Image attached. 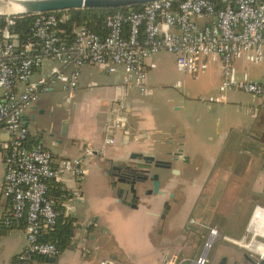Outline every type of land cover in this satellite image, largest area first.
<instances>
[{
    "label": "crops",
    "instance_id": "obj_1",
    "mask_svg": "<svg viewBox=\"0 0 264 264\" xmlns=\"http://www.w3.org/2000/svg\"><path fill=\"white\" fill-rule=\"evenodd\" d=\"M163 54L172 55L159 51L151 57L155 66L148 70V91L137 90L148 96L152 94L151 84L162 86L174 78L173 85L179 88L185 103L173 104L177 117L171 123L149 106L154 97L145 100L135 95L134 89L125 90L121 69L107 72L91 64L81 67L80 84L70 101L56 84L40 92L23 112L28 145L40 144L55 160L74 159L85 170L81 176L67 172L56 180L68 194L61 200L60 211L72 228L69 245L55 260L35 256L30 264H99L103 258H113L120 264H142L121 249L123 235L144 244L143 264H183L190 254L195 253L193 259L200 254L199 245L194 247L198 239L200 245L203 243L201 224L191 222L193 218L187 221V211L190 215L200 202L211 203L212 195L224 193L223 188L227 192L230 184L244 190L241 194L250 204L249 218L256 205L264 207V95L230 90L228 101L219 102L213 112V102L207 99L218 93L221 65L210 61L195 77L186 79L176 70L175 58L165 61ZM235 66L239 78L264 81L263 63L238 59ZM179 76L184 84L177 86ZM121 102L123 109L119 108ZM106 113L115 114L113 122L107 121ZM108 137L113 141L105 142ZM7 141L8 134L0 128V217L8 216L12 207L10 198L2 192ZM138 153L171 162V172L158 170L164 178L162 184L177 198L174 185L180 184L182 195L188 196V203L179 198L163 225L158 215L164 195L145 194L138 186L137 205L131 207L123 201H128L130 194L125 191L117 195L110 185L105 159L135 162L140 160ZM247 223L231 232L242 236ZM17 224H0V264H14L26 246L23 226ZM156 224L160 231L157 228V236L152 238ZM166 227L171 229V239L163 233ZM180 227L189 229L187 240L178 234L182 233ZM246 253L228 243L215 248L209 263L218 264L222 257L226 264H243L242 257L253 260ZM170 254L175 255L174 261L169 259Z\"/></svg>",
    "mask_w": 264,
    "mask_h": 264
},
{
    "label": "built area",
    "instance_id": "obj_2",
    "mask_svg": "<svg viewBox=\"0 0 264 264\" xmlns=\"http://www.w3.org/2000/svg\"><path fill=\"white\" fill-rule=\"evenodd\" d=\"M222 1L223 5L216 0H152L139 10L108 14L99 32L83 25L67 31L63 26L66 14L45 11L33 14L29 29L22 34L15 29V16L4 17L0 24V128L8 141L2 192L12 207L8 216L0 217V224L23 222L26 238L14 264L59 254L54 242L40 239L57 222L58 211L48 196L50 180H59L67 172L76 176L85 172L74 159L55 160L40 144H27L22 114L40 92L59 84L70 101L80 84L81 67L91 64L107 72L121 69L125 90L145 93L148 70L155 66L151 57L167 51L189 78L210 61L221 65L218 93L207 102H227L230 90L264 95V81L239 78L235 66L238 59L264 64V0ZM119 108H124L122 102ZM201 227L205 228L202 248L191 264H206L208 251L219 239L245 249L254 264H264V207H254L240 238L213 226ZM168 257L175 260V255ZM99 264L120 263L103 258Z\"/></svg>",
    "mask_w": 264,
    "mask_h": 264
},
{
    "label": "rangeland",
    "instance_id": "obj_3",
    "mask_svg": "<svg viewBox=\"0 0 264 264\" xmlns=\"http://www.w3.org/2000/svg\"><path fill=\"white\" fill-rule=\"evenodd\" d=\"M2 17V16H1ZM5 17V16H4ZM78 26H73L72 28H77ZM171 54V53H170ZM162 59L169 60L171 62V60H174V57L172 55L168 56L167 54H163ZM177 68V67H176ZM178 70V69H176ZM179 71V70H178ZM177 71V72H178ZM180 74L182 73L184 75V78L186 79H191L189 78L186 74H184L183 72L179 71ZM180 80L182 81L181 83L184 84L183 81V77L179 76ZM174 82V78L173 80L171 79H167L165 84H162V86H159L157 84H149L150 87L152 88V94L148 95V96H144L139 94V91L137 89H134V93L135 95L139 96L140 98H152L154 97V101H151V103H149V106L153 109V111L159 110V114L166 120H168V123H171L174 121V118H176V113L175 111L172 109L174 107L173 104L175 103H185L184 97L181 94V92L179 91V88H175L173 85ZM151 96V97H150ZM200 98H202V96H200ZM206 98V97H205ZM147 100V99H145ZM200 100H204V99H200ZM219 104V102H213L211 103V106L213 107V112L214 109L216 108V106ZM203 106V104L200 102L198 105V108L201 109ZM105 110V108L103 109ZM114 115H108L106 113L105 117H109L107 121H109L110 123L114 121ZM108 122V123H109ZM233 183V182H232ZM228 184V183H227ZM181 185L178 184L177 186H175L174 191L176 192L177 196H179V198L182 200L184 203H188V196H186V194L182 195V190H181ZM222 191L225 193L226 191H224V188L222 189ZM244 192V190L240 189L237 185L236 187H234L233 185H228L227 188V192L224 194H218V196H214L212 195L211 203H203L200 202L199 204H197L196 208H194L191 211V214H189V212H186V216L188 217L187 221H189L190 218H193L195 221L199 222L200 224H203L204 226H213L218 228L222 233L227 234L231 237L234 238H240L241 235L240 234H235L232 233L231 231H239L242 227H244V225L247 223L248 218H249V214H250V210L247 209V206H249V203H245L246 199H243V196L241 194V192ZM182 195V196H181ZM246 196V195H244ZM202 197L204 198V196L202 195ZM183 217V214L181 215ZM182 217L180 218V220L182 219ZM186 219V217L184 218V220ZM183 220V221H184ZM196 224H194L195 226ZM168 226V225H167ZM191 226V225H189ZM193 227V226H191ZM157 224L154 227V230H152L151 235L152 238H155L157 236L156 234V229H157ZM195 228V227H194ZM201 229H197V227L195 228L197 231L202 232V234L204 235L205 233V228L204 227H200ZM182 229V233H180L179 231L178 234H183L184 237L186 238V240L188 239L186 232L189 230L187 228L184 227H180L179 230ZM160 231V228L157 229V232ZM163 233L164 235L167 234V238L171 239V229L166 227L163 229ZM194 233V232H193ZM122 237V241H121V249L124 250L126 253L131 254V256H133L137 262L139 263H144L142 262L143 256H144V252H145V246L144 244L141 243H137L134 240V238L132 237H128L127 235H123ZM204 239V237H203ZM166 240V239H165ZM171 243H167L166 245H170ZM228 243L225 242L222 239L217 240L213 246L211 247V249L208 251L209 253H207V258L208 261L206 264H210L209 260L215 250L216 247L218 246H225ZM197 245H199V252L201 251L202 248V244H199V239L198 242H196L194 247H197ZM244 254L246 253V250L243 249ZM195 256V253H192L189 255L188 257V261H185L183 264H191L190 260H193V257ZM252 259L254 260V258L252 257ZM224 262L223 257L220 258L218 260V264H220V262Z\"/></svg>",
    "mask_w": 264,
    "mask_h": 264
},
{
    "label": "trees",
    "instance_id": "obj_4",
    "mask_svg": "<svg viewBox=\"0 0 264 264\" xmlns=\"http://www.w3.org/2000/svg\"><path fill=\"white\" fill-rule=\"evenodd\" d=\"M219 5H223L222 0H216ZM143 6L142 3L132 4L130 6H117V7H90V8H69L65 10L52 11L58 15L66 14L67 19L64 27L67 31L73 29V26H86L96 32H99L103 26L104 18L114 12H128L130 10H139ZM33 14L15 16V29L22 34L27 32L31 24ZM4 16L0 17V24L3 23ZM67 191L62 190L61 186L56 180H50V187L48 196L54 201V207L58 211L57 222L53 229L43 231L40 239L43 241H52L57 246L59 252L69 245L71 238V225L68 220L63 216L60 211L61 200L67 197ZM61 198V199H60ZM60 199V200H59ZM60 224V226H59ZM24 226L23 222H19L17 226ZM43 259L45 257L38 256Z\"/></svg>",
    "mask_w": 264,
    "mask_h": 264
},
{
    "label": "water",
    "instance_id": "obj_5",
    "mask_svg": "<svg viewBox=\"0 0 264 264\" xmlns=\"http://www.w3.org/2000/svg\"><path fill=\"white\" fill-rule=\"evenodd\" d=\"M152 0H33V1H21L16 2L20 10L15 12H5L0 11L1 16H19L26 14H36L39 12L45 11H57V10H65L69 8H90V7H117V6H130L132 4L138 3H146ZM3 6H0V8ZM6 8V7H3ZM62 131L64 132V123L62 124ZM180 154V153H179ZM134 155V154H133ZM137 156L141 158L142 162H134V161H121L112 158H106L105 160L108 162L107 172H115L117 175H133L137 174L138 176L143 174V177H146V173L148 171V164L146 160L154 159V156L150 154L138 153ZM160 163L164 164V167H168L170 165L169 161L157 160ZM163 166V165H162ZM131 175V176H132ZM152 177L154 180V188L153 193L161 192L159 188V181L157 179V174H153ZM122 191V188H119ZM131 198L127 200H123L127 205L131 207H136L138 201L137 190L134 188L132 183L130 187ZM127 193V191L125 192ZM120 195V194H118ZM50 260H55V256L50 257Z\"/></svg>",
    "mask_w": 264,
    "mask_h": 264
},
{
    "label": "flooded vegetation",
    "instance_id": "obj_6",
    "mask_svg": "<svg viewBox=\"0 0 264 264\" xmlns=\"http://www.w3.org/2000/svg\"><path fill=\"white\" fill-rule=\"evenodd\" d=\"M152 156H154V159H149L146 160L147 164H148V171L146 173V177H143V174L141 175H137V174H129V175H121L119 174L118 176L116 175L115 172L111 171L109 172V177L111 178V187L115 189L116 194H120L121 192H125L127 191V193L130 194V198H131V192H130V187L133 183L134 188L137 190L138 192V186L140 188H142L143 193L145 194H160V195H164V199L161 203V209H160V213L158 215V218L160 220V224H164L165 220L167 219L168 214L170 213V210L172 209L173 206H175L177 203L180 202V199L175 197V193L171 190H167L164 188L163 183V179L161 177V174L158 172L159 169L164 168V169H168L170 172L173 170L172 169V164L170 162V165L167 167H164V164L160 163L157 160H164V159H160L158 157H156L154 154H151ZM141 159V158H140ZM142 162V160H136L135 162ZM164 161H168V160H164ZM163 165V166H162ZM153 174H157V179L159 181V188L161 190V192H157V193H153V188H154V178L152 177ZM115 175V177H113ZM172 183V182H171ZM176 185H174L175 188ZM119 188H122V191L119 190ZM242 263L243 264H254V261L246 258V257H242ZM220 264H226V262H220Z\"/></svg>",
    "mask_w": 264,
    "mask_h": 264
},
{
    "label": "bare ground",
    "instance_id": "obj_7",
    "mask_svg": "<svg viewBox=\"0 0 264 264\" xmlns=\"http://www.w3.org/2000/svg\"><path fill=\"white\" fill-rule=\"evenodd\" d=\"M24 0H0V6L6 7L0 8V11H5V12H15L17 10H20V8L15 5L17 4L16 2H21ZM25 1H33V0H25Z\"/></svg>",
    "mask_w": 264,
    "mask_h": 264
}]
</instances>
